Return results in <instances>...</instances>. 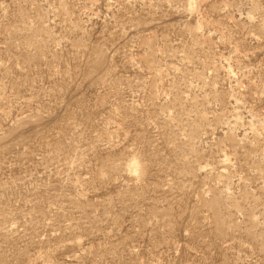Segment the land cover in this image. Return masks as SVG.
Returning <instances> with one entry per match:
<instances>
[{"label":"rangeland","instance_id":"obj_1","mask_svg":"<svg viewBox=\"0 0 264 264\" xmlns=\"http://www.w3.org/2000/svg\"><path fill=\"white\" fill-rule=\"evenodd\" d=\"M0 264H264V0H0Z\"/></svg>","mask_w":264,"mask_h":264}]
</instances>
